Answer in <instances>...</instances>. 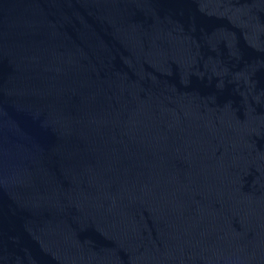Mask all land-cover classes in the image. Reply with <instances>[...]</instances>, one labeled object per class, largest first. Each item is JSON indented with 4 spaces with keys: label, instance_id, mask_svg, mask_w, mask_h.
<instances>
[{
    "label": "water",
    "instance_id": "water-1",
    "mask_svg": "<svg viewBox=\"0 0 264 264\" xmlns=\"http://www.w3.org/2000/svg\"><path fill=\"white\" fill-rule=\"evenodd\" d=\"M0 264H264V0H0Z\"/></svg>",
    "mask_w": 264,
    "mask_h": 264
}]
</instances>
